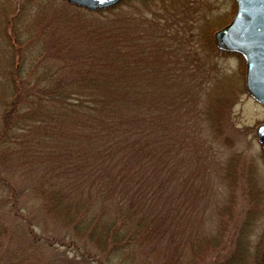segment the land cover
<instances>
[{"label":"rangeland","instance_id":"obj_1","mask_svg":"<svg viewBox=\"0 0 264 264\" xmlns=\"http://www.w3.org/2000/svg\"><path fill=\"white\" fill-rule=\"evenodd\" d=\"M61 1L0 0V162L11 159L3 152L10 144L9 138H3L5 133L2 135L3 118L9 111L14 110L15 122L17 117L20 119L19 129L33 128L16 130L17 134L36 136L45 145V151L60 145L48 133L50 127L45 121L48 118L49 122L50 107L46 105L45 97L37 94V90L32 94L25 92L22 102L18 94L24 91L19 84L24 81L39 84L46 78L41 84L47 89L54 73L53 64L67 67L69 77L82 78L84 74L79 63L64 54L85 57V53L73 52V49L86 44L98 47V41L102 40L105 47L114 51L120 65L133 64L129 61L132 58L139 65L152 62L145 64L138 74L121 70L118 80L125 79L126 90L136 100L140 98L135 110L151 113V109H156L162 114L153 120L152 126L161 136L163 158L177 154L172 160L178 169L169 178L176 186L171 185L166 190L169 210L166 214L173 219L170 227L179 236L182 234V239L179 241L177 235L176 242L148 245L144 252L138 250L145 248L147 243L138 237H129L132 239L125 246L114 244L110 239H100L103 251L99 253L72 238L62 241L57 234L41 233L27 213L38 214L43 196L32 200L29 194L19 190L22 180L26 184L33 181L35 175L31 174L49 172V165L44 163L40 171L22 178L14 176L10 179L0 173V185H4L2 189L0 187V206L5 204V209L0 211V223L7 225L0 227V257L21 258L23 255L38 264H65L66 258L70 257L79 264H261L264 154L256 141L255 129L264 124V107L245 91L242 57L223 52L214 44V34L229 25L235 15L234 0H121L111 9L99 11ZM177 41L186 52L192 73H181L185 67H181L184 63L178 53ZM74 42L81 44L74 45ZM52 48L56 50L53 61L48 58ZM140 54L146 55L144 59ZM146 65L151 73L146 70ZM171 80L176 82L175 85L178 83L177 89L181 93L191 94V101L199 99L203 102L209 131L202 145H190L165 114L169 111L167 105L181 110L179 100H170V90L165 92ZM185 80L190 82H182ZM35 98L41 101L33 102ZM223 99L228 101L227 105L223 104ZM159 105H164L165 109L156 108ZM149 125L145 124L141 129L149 128ZM55 136L60 137V133ZM144 140L147 144L148 140L157 143L148 137ZM26 152L22 150L19 157H27ZM0 165L8 168L4 163ZM17 192L19 198H16ZM21 203L25 212L20 209ZM90 210V217L83 222L89 228L88 234L97 235L118 222L113 218V207L101 208L96 204ZM54 214L61 216L60 212ZM171 214L176 216L172 218ZM98 221L105 226L101 228ZM153 233L161 231L158 228ZM48 238L53 239L55 245L52 248L61 254L67 250L69 256L62 255V258L54 255L57 251H47L44 243ZM94 238L89 237L90 240ZM33 239L40 240L39 244H33ZM76 252L88 259L76 258ZM54 257H61L62 261L51 263Z\"/></svg>","mask_w":264,"mask_h":264},{"label":"trees","instance_id":"obj_2","mask_svg":"<svg viewBox=\"0 0 264 264\" xmlns=\"http://www.w3.org/2000/svg\"><path fill=\"white\" fill-rule=\"evenodd\" d=\"M125 1L129 0H122V2ZM175 24L178 25L176 22ZM110 27L111 25L106 29ZM98 43V47H93L91 44L81 47L80 42H74V45L79 46L74 48L73 52L85 53V57L64 54L68 59L79 63V68L84 74L82 78L69 77L67 67L53 64L51 69L54 73L50 76L47 89L41 84L46 78L40 80V85L34 81H24L19 84L24 91L21 95L18 94L22 102L25 92L32 94L37 90V94L45 97V103L50 107L49 122L48 118L45 121L46 126L50 127V130H47L60 145H54L53 150L46 149L45 151V145L36 136L17 134L16 130L30 131L33 128L26 126V130L25 128L19 129L17 123L21 127L18 122L20 119L17 117V122H15L14 110L9 111L3 118L2 135L5 133L3 138H9L10 144L3 149V152L7 154V158L11 159L3 163L8 168L11 167L12 171L8 172V168L0 165V173L10 179L14 176L22 178L31 172L40 171L44 163L49 165V172L31 174L35 176L28 184L22 180V189L19 190V192L29 194L32 200L40 195L43 196L38 214L27 213L34 227L41 233L48 236L57 234L62 241L72 238L77 243L88 246L99 253L103 251L100 239L104 241L110 239L114 244L123 243L125 246L132 239H128L129 237H138L147 243L145 248L138 250L144 252L148 245L177 241L178 234L170 227L173 219H169L166 214L169 210L165 197L167 188L171 185L176 186L175 183H170L169 178L178 170L176 163L172 160L177 154L163 158L161 146L164 145L161 144V136L152 126L153 120L162 117L161 112L156 109H151V113H140L135 110L140 98L136 100L133 94L126 90L125 79L118 80L121 70L138 74L145 64L149 65L152 62L148 64L145 61L139 65L132 58L129 61L133 64L127 62V64L120 65L116 62L114 51L110 50V47H105L104 41L99 40ZM179 47L178 53L181 54L184 63L181 67H185L181 73L183 75L192 73L190 69L192 65L186 58V52L181 48L180 43ZM50 51L48 58L53 61L56 58V50L52 48ZM88 53H93V55H88ZM139 56L144 59L146 55L140 54ZM146 70L151 73L149 66ZM182 77L186 79L185 76ZM175 83L171 80L165 92L170 90V100L174 98L179 100L181 110L176 111L171 108L172 105L171 107L167 105L166 109L169 111L165 114L172 120L175 130L177 128V131L190 145L197 147L202 145L209 131L207 113L201 100L191 101V94L181 93L177 89L178 83L176 85ZM139 88L141 86H138ZM37 101L41 99L37 98ZM37 101L36 98L33 100V102ZM222 102L227 105L228 101L223 99ZM156 108L165 109L164 105ZM19 117L22 121L25 120L23 116ZM145 119L150 122H146ZM165 119L166 117L163 118ZM145 124H150L149 128L141 129ZM145 132L147 134L143 135ZM56 133H60V137L55 136ZM38 135H40L39 131ZM146 137L157 143H151L148 140L147 144V140H144ZM24 149L27 150L24 153L27 157L20 158ZM14 156L19 158L13 159ZM3 163L0 162V164ZM13 172L14 175H11ZM37 176L38 179H36ZM234 179L237 180V177ZM1 186L4 187V185ZM19 192L16 193V198H19ZM96 204H99L101 208L104 206L115 208L113 218H116L118 222L103 229L102 233L94 235L93 232L87 233L89 228L86 227L87 225L84 226L83 222L90 217V208ZM4 209L5 204H2L0 211ZM20 209L25 212V206L22 203ZM55 211L60 212L61 216L54 214ZM9 214L12 215L11 212ZM106 215L112 218L111 215ZM171 215L172 218L176 216V214ZM0 225H2L1 228L7 226L3 223ZM99 225L101 228L105 226L101 222ZM158 228L161 233H156V235L153 232ZM90 236H94V240H90ZM178 237L181 241L182 234ZM47 240L52 242L53 239L48 238ZM32 241L35 245L40 242L38 239ZM48 241L44 243V247L48 248L47 251H57L52 248L55 244L48 243ZM54 255L69 256L67 250L62 254L58 252ZM75 255L76 258L88 259L77 252ZM62 258L54 257L51 263L60 262ZM65 262V264H79L72 261L71 257L66 258ZM30 263L38 264L36 260H30L23 255L21 258L0 257V264Z\"/></svg>","mask_w":264,"mask_h":264},{"label":"water","instance_id":"obj_3","mask_svg":"<svg viewBox=\"0 0 264 264\" xmlns=\"http://www.w3.org/2000/svg\"><path fill=\"white\" fill-rule=\"evenodd\" d=\"M71 5L99 11L121 0H63ZM235 15L229 25L214 34L215 46L240 55L245 65V91L264 107V0H234ZM256 141L264 154V124L255 129ZM264 264V248L261 253Z\"/></svg>","mask_w":264,"mask_h":264}]
</instances>
